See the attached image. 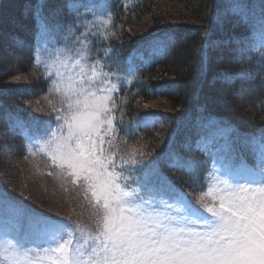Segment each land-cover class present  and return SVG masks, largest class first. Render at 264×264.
Returning <instances> with one entry per match:
<instances>
[{
	"label": "snow or ice",
	"instance_id": "snow-or-ice-1",
	"mask_svg": "<svg viewBox=\"0 0 264 264\" xmlns=\"http://www.w3.org/2000/svg\"><path fill=\"white\" fill-rule=\"evenodd\" d=\"M60 10L75 13L73 23L84 21V30L76 35L70 28L63 37L68 43L55 49L62 69L49 86L60 97L61 106L52 109L55 122L18 117L16 126L32 156H47L58 177L79 184L86 199L91 194L94 228L32 211L0 193V264H264V130L246 141L253 164L202 149L213 164L204 175L205 190L193 203L160 171L152 153L118 151L113 95L133 77L105 71L110 65L100 59L88 62L90 27L94 22L109 25L111 11L102 4L64 0L63 9L46 15L45 0H36L30 7L37 25L34 66L48 67L42 56L52 51L49 45L63 26L50 23L49 17ZM85 15L93 21L84 20ZM225 16L238 17L248 28L247 39L235 42L259 52L258 67L264 68V7L256 15L247 0H229ZM104 51L107 58L112 50ZM127 71H132L130 58ZM166 158L171 168L196 171L195 161L176 152Z\"/></svg>",
	"mask_w": 264,
	"mask_h": 264
},
{
	"label": "trees",
	"instance_id": "trees-1",
	"mask_svg": "<svg viewBox=\"0 0 264 264\" xmlns=\"http://www.w3.org/2000/svg\"><path fill=\"white\" fill-rule=\"evenodd\" d=\"M89 1H107V11H111L113 19L107 26L91 27L88 62L100 59L110 65L105 71L133 77L131 82H121L113 95L119 129L117 142H125L126 137V144L152 153L160 171L191 194L200 192L211 160L193 146L195 139L205 133L209 121L232 128V157L236 162L248 157L247 139L264 130V68L258 67L259 52L246 50L244 44L235 42V38L247 37L248 28L238 17L225 16L229 0ZM35 2L0 0V52H11L2 53L0 65L19 62L16 68L33 72L29 84L0 85V193L32 211L62 217L26 201L11 186L25 181L13 165L21 159L29 162L31 157L16 120L19 117L28 122L41 121V116L31 111V104L49 91L52 80L46 68L34 66L37 25L30 7ZM247 3L256 15L264 7V0ZM63 4L64 0H45V14L51 9H63ZM56 21L63 24L55 32V42H59L64 32L75 28V13L57 11L49 17L50 23ZM157 38L162 40L158 52L149 48ZM107 49L112 51L105 58ZM129 58L131 73L127 71ZM42 59L45 63L43 56ZM13 73L8 68L0 69V83ZM222 73H229L232 78L226 79ZM252 94L256 95V103L249 105L250 113L242 112L240 107H246L244 100ZM159 98L167 100L169 110L158 111L153 122L143 126L150 102ZM172 152L195 161L196 171L190 174L169 167L166 157Z\"/></svg>",
	"mask_w": 264,
	"mask_h": 264
},
{
	"label": "rangeland",
	"instance_id": "rangeland-1",
	"mask_svg": "<svg viewBox=\"0 0 264 264\" xmlns=\"http://www.w3.org/2000/svg\"><path fill=\"white\" fill-rule=\"evenodd\" d=\"M81 2L84 5L99 6L102 4L104 5L106 10L108 8L106 3L107 1L96 3V1L92 2L89 0H81ZM79 10L80 13H85V8L81 7ZM97 14H99V12H97ZM105 18L107 17L105 16ZM84 20L93 21V16L85 15ZM83 25L84 21H81L79 25L75 24L76 35H79L80 32L84 30ZM95 25L99 26L100 24L94 22L92 26ZM68 33L69 30L64 32L61 35V40L57 42L56 45H52L51 47L49 45V49L52 51L49 54L43 55L45 64L48 65V67L46 68L47 72L51 74L52 80H55L57 78V71H62L59 62L57 61L55 49L60 48L65 43H68V41L63 40V37ZM73 39H75L74 36L69 37V40ZM245 39H247V37H245ZM245 47L246 49H249L247 45H245ZM2 53L10 55L11 52H0V57L1 55H3ZM18 63L19 62H14L12 65L6 67L0 65L1 70L8 68L11 71L13 70L14 72L12 76L6 78L2 83H0L1 86H18L30 83V79L33 77V72L22 71L20 67L16 68V64ZM101 86L102 85L100 84L96 85V87ZM244 101L246 107L244 108L241 106L240 108L242 112L246 110L247 113H250L252 109L251 107H249V105L256 103V95L252 94L251 96L245 98ZM31 106V111L36 116H41V121L51 119L54 123L55 114L53 113L52 109L53 107L58 108L61 106L60 97L57 94L50 93L48 91L46 94L35 98L34 102L32 101ZM150 108V113L147 114L148 119H151L153 116H155V113H157L158 111L169 110V104L165 98H159L157 100H153V102H150ZM211 124H209V126ZM210 129L211 135L201 137L199 136L195 142V147L200 150V153H205V151H203L202 149L207 146L209 153H216L219 157L232 158V151L229 147V140L227 138L229 137V135H231L230 129H227L222 125H217L215 127L210 126ZM212 140H214L215 142L212 143ZM116 144L118 145V151L120 154H124L128 150L136 148L134 144H126L123 141H116ZM115 150L117 149L115 148ZM32 157H34L35 159H32ZM248 163L253 164V158L252 161ZM212 164L213 160L211 159V161L207 163L206 172L212 167ZM13 166L17 169L19 175L25 179L23 184H11V186H13L14 188L15 193L23 197V199H25L26 201H31V203H34L33 205L45 208V210L52 215H62V217L66 218H75L77 219L76 222H79L85 228H94L93 209L89 205L91 194L88 193V199H86L85 191L79 184L74 185L72 184L71 180L65 181L63 178L58 177L55 174L58 170L51 165V161L47 156L41 153H38L36 156L31 155L29 162L25 159H21L18 162V165L15 164ZM49 173L53 174L49 175ZM13 188L11 187V189ZM200 188V192H196L194 194L188 192L187 194L189 196V199L196 202V198L200 195L201 191L205 190L204 185Z\"/></svg>",
	"mask_w": 264,
	"mask_h": 264
}]
</instances>
